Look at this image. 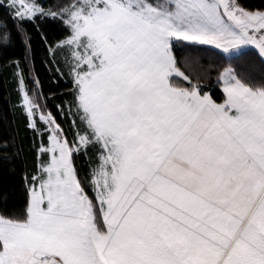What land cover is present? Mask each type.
I'll list each match as a JSON object with an SVG mask.
<instances>
[{"label":"snow or ice","instance_id":"6c2138e0","mask_svg":"<svg viewBox=\"0 0 264 264\" xmlns=\"http://www.w3.org/2000/svg\"><path fill=\"white\" fill-rule=\"evenodd\" d=\"M0 6V49H25L18 107L40 138L23 210L0 213V264H264V71L251 62L264 69V3ZM38 22L63 32L41 35L52 82L70 84L56 114L33 74ZM14 147L0 141V160Z\"/></svg>","mask_w":264,"mask_h":264},{"label":"trees","instance_id":"16d2710c","mask_svg":"<svg viewBox=\"0 0 264 264\" xmlns=\"http://www.w3.org/2000/svg\"><path fill=\"white\" fill-rule=\"evenodd\" d=\"M40 2L48 7L60 3L62 0H40ZM247 3L259 7L261 3H264V0H247ZM5 11V8L0 6V19L4 18ZM8 23L11 25L10 20ZM38 25L42 31H37L31 24L27 25L31 31L32 53L35 56L33 74L38 76L44 93L49 95V108L56 114L53 105L66 99L61 93L66 91L70 84H66L63 80H60L58 84L52 82L50 69L45 63H42L46 49L41 35L43 33L48 37V41L52 42L60 39L63 32L59 25L52 22H38ZM24 56L25 49L18 39L14 40L10 46L0 49V141L12 142L15 145L13 151L18 152L17 158L11 164L0 160V213L7 214L23 210L26 192L22 175L25 171H33L39 162L36 149L40 138L28 128L27 118L22 109L18 107L20 100L18 84L15 69L11 63L14 60H20L23 65ZM251 62L256 65L254 76L259 79L264 69L260 67L258 56L251 57ZM214 80L215 73H213V80L209 83H214ZM27 83L29 87H32L31 81H27ZM211 92L213 97L220 102L222 89L212 88ZM52 93H56L54 99L51 98ZM61 123L67 127V121L61 120ZM76 163L81 174L87 172V162L83 157H77Z\"/></svg>","mask_w":264,"mask_h":264}]
</instances>
